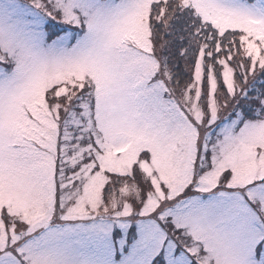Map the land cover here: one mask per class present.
I'll return each instance as SVG.
<instances>
[{"label":"snow or ice","instance_id":"obj_1","mask_svg":"<svg viewBox=\"0 0 264 264\" xmlns=\"http://www.w3.org/2000/svg\"><path fill=\"white\" fill-rule=\"evenodd\" d=\"M0 264H264V0H0Z\"/></svg>","mask_w":264,"mask_h":264}]
</instances>
